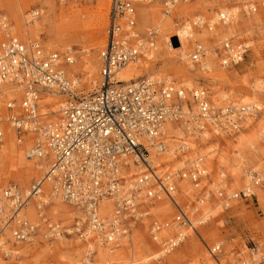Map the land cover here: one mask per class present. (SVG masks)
Returning a JSON list of instances; mask_svg holds the SVG:
<instances>
[{
    "label": "built area",
    "instance_id": "built-area-1",
    "mask_svg": "<svg viewBox=\"0 0 264 264\" xmlns=\"http://www.w3.org/2000/svg\"><path fill=\"white\" fill-rule=\"evenodd\" d=\"M144 1L109 0L106 40L98 52L99 77L90 93H84L79 88L80 79L67 74L62 66L73 63L71 53L61 56L55 51H45L37 41L21 40L12 33L7 18L0 16V84L16 85L20 89L17 106L15 99H9L6 102L7 117L3 119L0 115V143L4 134L2 124L5 123L17 142L22 143L24 136L30 135L29 158L47 160L42 177L30 184L27 193L11 185L1 191L0 237L10 230L16 242L31 239L38 225L27 219L25 207L30 199L37 198V216L45 220L41 213L45 202L40 199L45 181L61 200L87 214L85 221L77 218L74 233L84 238L85 231L90 230L103 244H113L120 238L116 237L118 234L129 236L132 224L148 220V235L163 257L181 245L190 232L198 235V228L207 221L196 203L178 201V186L173 177L187 176L197 188L208 174L198 162L187 160L188 166L173 169H182L174 175L168 170L170 165L162 163L161 169L164 167L165 170H160L159 175L157 165L149 164L150 150L159 154L166 152L164 131L169 130L172 136L168 139L173 138L176 146L174 155L169 153V156L176 159L187 152L188 137L193 136V142L198 143L207 135H232L240 130L246 118L260 109L254 105L235 107L226 100L217 107L206 88L186 91L168 77L118 80L122 68L147 57L155 48L156 32L153 29L147 30L143 38L135 29V9ZM182 1L187 0H164V15ZM242 10L245 15L253 14L257 10V1L244 0ZM230 14L233 13L219 12L214 18L216 23L207 22V29L211 31L218 24L231 23L234 17ZM37 15V11L31 13L32 17ZM192 25L199 27V20L193 21ZM219 44L221 55L217 48H206L195 42L189 61L205 72L209 69L211 56L219 58L221 67H228L242 61L247 51L245 42L233 43L223 38ZM43 91L62 96L57 122L43 120L39 113ZM261 92L264 93V80ZM261 138L264 143V133ZM131 167L139 173L128 186L126 175L132 171ZM243 172L248 177V184L243 189L229 193L223 187L217 189L223 204L255 195L253 189L261 183L262 177L250 167ZM161 200L169 204V210L173 211L171 217L162 213L150 214L149 208ZM102 203L114 207V218L98 215L97 209ZM66 230L60 224L48 223L44 236H59ZM115 231L119 232L109 242L110 233ZM164 231L168 233L162 236ZM219 248L220 244H216L208 251L214 257ZM1 251L8 254L4 249ZM215 261L221 264L217 259ZM233 264H247V261L237 259Z\"/></svg>",
    "mask_w": 264,
    "mask_h": 264
},
{
    "label": "rangeland",
    "instance_id": "rangeland-1",
    "mask_svg": "<svg viewBox=\"0 0 264 264\" xmlns=\"http://www.w3.org/2000/svg\"><path fill=\"white\" fill-rule=\"evenodd\" d=\"M13 0H0V16H5L8 20V23L10 25V28L12 30V33L18 36L21 40H24L21 32H23V29L25 26L23 24H17V20L15 19V13H18L20 8L13 7L14 4L12 3ZM52 3L45 4L44 2H38L29 4L27 7L22 8L24 11V15L29 14L31 17V13L34 11L38 12V15L36 16V19L40 21L43 16L47 15V12L49 10L50 5H53V12L50 15V18L52 19L50 24L45 26V30H42L41 32H38L37 37H30L32 41H37L41 44L43 49H46V44L50 42H57L58 45L57 50H48V51H55L59 53L61 56L67 53V48H71V54L73 55V63L77 64L79 62V59L82 57H88V58H95V65L97 69V79L99 76V62H98V52L102 45H100L102 41V33L100 31H97L93 29L91 25L87 26L85 22L87 21V18L90 17V13L95 10V7L97 6L98 2L100 0H51ZM109 5V0H106ZM163 1L164 0H146L142 2L141 4H138L136 6L135 11V29L137 30V33L141 38H143L147 30H152L153 26L152 24H149L147 29L141 30L138 24V13H139V7L142 4H145L147 6L154 5L159 8V16H162L163 14ZM196 0H187L186 2H179L176 3L175 6H178L182 3H193ZM257 1V10L253 14L245 15L242 10V4L244 0H230L227 3H221L219 0H211L210 3L212 5H215V9L208 8L205 12L199 11L193 13L191 17L182 19L180 21H176L180 26H184L186 24H190L194 29H198V27H195L192 25L193 21H195L198 17H200L201 23H203V28L205 31H209L207 29V22L210 21V18L214 17V15L218 14L220 12L219 7L221 5H225L228 8L237 7L238 13L241 17H249L254 14H260L264 16V7H263V1L264 0H256ZM73 4L74 9L78 13L79 20L81 21L79 23V27H74L73 32L74 34L70 35L68 32L72 31L71 27L67 28V26L60 21V17L63 15L61 13V10H65V8L69 5ZM174 6V7H175ZM174 7L172 10L167 14V16H170ZM64 8V9H62ZM44 13H42V11ZM233 10V9H231ZM109 14V11H108ZM23 15V16H24ZM164 15V14H163ZM21 17V15H20ZM89 22V21H87ZM33 23H30V26ZM108 25V16H107V24L104 27L103 30V36H105L106 40V28ZM217 27V26H216ZM215 27V28H216ZM215 28H213L209 32H215ZM176 27H173L172 29H167L158 36V33L156 32L155 35V45H160L163 50L166 49V52H169L170 49L167 47L165 43V39L170 40L174 48L179 47L178 39L176 35H174L177 31ZM244 30V29H243ZM195 32V31H194ZM232 35H229L227 37H231ZM226 35H220L216 36L213 39L210 40H199L197 38H194V41L191 42L190 48L188 49V54L191 52L193 45L195 42L201 43L206 48H217L218 53L221 55L222 51L220 49L219 41L223 38H225ZM233 42H245L247 44V51L244 54V57L242 61H240L238 64L234 66H228V67H221L219 65V58L214 55L211 56L208 61L211 64V59H214L217 65L220 66L221 69L226 71L229 74H233L231 77L230 82L229 81H217L214 83L215 88L211 89L208 86H200L207 89L208 94L210 96V99L213 101L215 106H221L223 102L226 100L231 101L234 105L238 102L245 99L246 93L241 92L237 90V84L239 83L240 79L247 77V76H254L259 73L262 75L259 77L261 79V84L264 80V70H260L264 66V26L257 27L250 29L248 31H238L233 33ZM2 38V32L0 29V39ZM47 51V50H45ZM187 54V55H188ZM147 57L141 58L146 59ZM63 60V58H61ZM139 59V60H141ZM189 61V59H188ZM189 63H191L189 61ZM192 64V63H191ZM159 64L155 65V70L159 69ZM193 67L195 68L192 72H202L199 71L197 66L193 64ZM211 65L209 66V68ZM209 70V69H208ZM207 70V71H208ZM185 74V77H175V75L169 71L164 70L161 75H152L148 77V75H144L141 78L138 79H144V78H152V79H161L164 77H168L169 79L173 80L178 85L182 86L186 89V91L191 89H197L200 87L197 86H190L187 87L185 85H182L183 80H188V78L192 77V74ZM79 79L81 77H78ZM258 78V79H259ZM137 79V80H138ZM257 79V80H258ZM254 80L256 79H249L248 84L251 85L254 83ZM199 82H203L202 80ZM260 84V89H261ZM79 88H82L84 90V93H86V84L84 80L80 79V85ZM233 90V91H232ZM261 91V90H260ZM92 92V91H91ZM90 93V92H89ZM261 94H264L260 92ZM188 96V95H187ZM217 98V101H215V97ZM9 99H4L0 97V115L4 119L7 117V109H6V102ZM20 100L19 97L15 98V105L17 106L18 102ZM18 113V112H17ZM39 113H41V109L39 108ZM249 124L248 128L245 127V123ZM264 123V103L261 104L260 110L252 115L251 117H248L245 119L244 123L242 124V127L237 133H234L232 135H228L226 133H220L218 136L212 137L216 145L218 144V149L215 152L216 156L214 160H212L213 163V170L209 171L208 168V175L206 179H204L205 183L195 188L193 186V194H197V196L206 195L207 200L205 201V206H203V211L208 212L209 219L201 225L197 232L198 235H195L192 233L191 236H189L181 245H179L177 248H175L170 253L164 255L163 257H160L159 259H152L147 264H216L215 259H217L221 264H233L237 259H243L247 261V264H264V167H259L255 161H253L250 157L253 155H256L260 151V147H264V143L262 142V134L258 136V142L259 145H255L254 149H250L248 151V155L240 154L237 159L239 161V171L241 173V176L246 178L248 183V177L243 172L244 169L247 167H250L256 171H258L259 175L262 177L261 183L256 186L262 189V198H259L255 192L256 187L254 190V196L249 197L247 199H236V200H230L224 202V204H228L227 208L224 206L221 198L217 195V189L220 187H223L224 191L226 193H229L231 191H238L242 189L243 186L240 188H234L230 185V182H227L225 178H222L223 181L217 179L218 176L220 177V168L223 170L225 166L215 164L216 161H219L220 154L223 153L224 150V142L225 140L229 141V146L234 147L235 146V139H237L241 134H246L251 129L260 127V124ZM2 127H4L5 134L3 141L0 143V150H3L7 144H10L11 142L14 144V133L8 126L3 123ZM6 127V128H5ZM260 131L264 130V126L259 128ZM30 135H25L23 142H22V150L23 153H26L27 149L30 147L31 141L29 140ZM211 141V142H212ZM205 140H201L198 142V148L195 149V153H199L203 151V149L207 148V145H204ZM27 144V145H26ZM228 147V146H227ZM257 149V151H256ZM257 152V153H256ZM27 155V154H26ZM243 157V158H242ZM26 160L34 161L36 158H25ZM174 163L176 160H186L187 157H169ZM14 157H11L10 153H8L6 156L0 157V192L6 187L10 185H15L17 189L24 193L26 189H29L30 184L40 176H42L44 170L46 169V166L39 169L37 172V175H34L33 177H30L27 181L26 188H21L19 183L16 182V176H17V170L14 168ZM209 167V165H208ZM212 167V166H211ZM212 169V168H211ZM224 171L227 173V170L224 169ZM224 171L222 173H224ZM228 174V173H227ZM194 196V195H193ZM194 198V197H193ZM60 199V198H59ZM61 200V199H60ZM191 200H194L190 198L187 202H190ZM40 201V200H39ZM43 201V200H41ZM64 204L68 206V203L61 200ZM38 201L34 203L33 209L35 212L34 221L35 224H40V226L37 227L35 234L31 237L30 240L24 241V242H16L12 237L10 242H5L4 247L2 248L8 253L0 251V264H64L60 260V256L66 254L67 252H76V250L79 249V246L76 244L78 240H81L82 238L78 237L76 233H74L73 225L77 221V218L71 219L70 223L68 224L66 220L63 219H53L50 214V206L52 203L45 202V205L41 207V213L43 214V217L45 220H41L40 217L37 216V207ZM40 205V203H39ZM231 205H234V208L231 207ZM73 207V206H72ZM170 211V210H169ZM218 212L217 216L211 217L214 213ZM173 211H170L169 214H167V217H171ZM33 221V222H34ZM46 222V223H45ZM48 223H59L60 227L63 229H67L65 233H61L59 236L49 237L44 236L47 232V225ZM146 229V228H145ZM69 232V233H68ZM147 238L149 239L148 234L146 233ZM60 237V238H59ZM130 237L128 236V240L126 243V246L130 248ZM83 240V239H82ZM150 240V239H149ZM80 243V242H78ZM220 244V250L215 253V256L213 257L209 251L208 248H212L214 245ZM126 246L122 247L119 245V247L116 249L117 252L123 251L125 254V251L127 250ZM57 247L58 250L53 254L50 252L51 248ZM115 251V252H116ZM86 254V251H83V255ZM135 259L134 261H140L142 260L141 256L134 255ZM254 261H251V260ZM127 260V259H126ZM125 258H123L118 264H125L126 261Z\"/></svg>",
    "mask_w": 264,
    "mask_h": 264
},
{
    "label": "bare ground",
    "instance_id": "bare-ground-1",
    "mask_svg": "<svg viewBox=\"0 0 264 264\" xmlns=\"http://www.w3.org/2000/svg\"><path fill=\"white\" fill-rule=\"evenodd\" d=\"M211 0H196L193 3H182L178 6H175L171 15H163L159 16V8L151 5L147 6L145 4H142L139 7V13H138V24L141 30L147 29L149 24H152L153 30L158 33V36L167 29H172L173 27L177 28V32L174 34L178 37V43L179 47L174 48L172 43L169 39H165V43L167 47L170 49L169 52H166V49L163 50V48L160 45H155V48L150 51V53L147 55L146 59L138 60L135 63H131L126 65L124 68H122L118 73V80L120 81H134L138 78L143 77L144 75H148V77L152 75H161V73L164 70L171 71L175 77H185V74H190V71H193L195 68L191 63L188 61V49L190 48V44L192 41H194V38H197L199 40H210L213 39L216 36L220 35H226V39H230L231 42H233V33L235 32H242V31H248L253 28L262 27L264 26V16L254 14L249 17H241L238 13L237 7L228 8L225 5H221L219 7L220 13H226L229 14L232 12V15L234 18L231 21V23H228L226 25L218 24L217 27L214 26L215 32H209L205 31L203 28V23L200 21V17L197 19L199 20V30L194 29L192 26L188 23L184 26L178 27V23L176 21H180L182 19L191 17L193 13L199 12V11H206L208 8L215 9V5H212L210 3ZM221 3H227L230 0H219ZM38 2H44L45 4L52 3L51 0H13L12 3L14 4L13 7L20 8L18 10V13H15V19L17 20V24H23L25 28L23 29V32H21V35L24 39V41L30 42L32 41L30 37H37L38 32H41L42 30H45V26L49 25L51 22L50 15L53 12V5L49 7V10L47 12V15L43 16L40 21L36 19V17H30L29 14H26V16L23 14L24 11L22 8L27 7L29 4L38 3ZM186 2V1H183ZM179 3V2H178ZM263 7H264V1H263ZM64 9V8H62ZM233 9V10H231ZM42 11V10H41ZM109 11V5L106 0H100L95 7V10L90 13V17L87 18V21L85 24L87 26L91 25L92 28L100 31L102 33V41L100 45H104L105 43V36H103V30L105 25L107 24V16ZM171 11V10H170ZM44 13V11H42ZM61 13L63 14L60 17V21H62L67 28L71 27V30L74 29V27H79V23L81 22L78 17V13L74 9V5L71 4L65 8V10H61ZM21 15V17H20ZM24 15V16H23ZM214 18H217V15L215 14L214 17L210 18V22L212 24L216 23L214 21ZM196 19V20H197ZM176 20V21H175ZM30 23L31 24L30 26ZM244 29V30H243ZM70 35L74 34L75 32L69 31ZM229 35H232L231 37H227ZM190 36V37H188ZM154 42L155 39H154ZM57 42H50L46 44L45 50H57L58 45ZM234 43V42H233ZM237 43V42H236ZM72 49L67 48V53H71ZM188 54V55H187ZM95 58L94 57H82L79 59V62L77 64H62L64 70L67 72V74L73 76V77H81V80H84L87 88L86 93L91 92L94 90V88L97 85V69L95 65ZM61 63H63L61 61ZM159 64V69L155 70V65ZM209 65L211 67L208 71L205 72H192V77L188 78V80H183L181 83L182 85H185L187 87L190 86H208L211 89L215 88L214 83L217 81H229L231 80V77L233 74H229L223 69L220 68L219 65L215 62L214 59H211V64L209 62ZM264 70V66L260 69ZM262 73V72H261ZM259 73L257 75H254L252 77L247 76L242 79H240L239 83L236 85L237 90L241 92L246 93V98L242 101L238 102L234 106L237 107L238 105H249V106H255L260 109V106L262 103H264V94H261L260 92V86L261 79L259 78L262 74ZM99 77V76H98ZM167 78V77H164ZM256 79L254 80V83L251 85L248 84L249 79ZM259 78V79H258ZM152 79V78H151ZM162 79V78H161ZM169 79V78H167ZM258 79V80H257ZM170 81H173L169 79ZM203 81L202 83L199 81ZM231 83V82H230ZM177 84V83H176ZM178 85V84H177ZM233 91V90H232ZM20 95V89L16 85L11 84H0V97L6 98V99H15L19 97ZM215 101H217L216 96L214 97ZM62 96L54 93V92H48L43 91L41 92L40 99H39V108L41 109L40 115L42 116L43 120H48L51 122H57L58 120V108L61 103ZM229 103L231 101L227 100ZM264 123L260 124V127H263ZM249 127V124L247 122L245 123V129ZM253 128L250 131H248L246 134H241L237 139H235V146L230 147L229 141L225 140L224 142V148L226 150L223 151L222 154H220L219 161H216L215 164H219L220 166H225L224 169L227 170V173L220 168V177L218 176L217 179L223 181L222 178H225L227 182H230V185L234 188H240L242 189L248 184L246 178L241 176V173L239 171V161L238 157L241 156L240 154L247 155L248 151L252 148L254 149L255 145H259L258 142V136L259 134H263L264 130L260 131L259 128ZM6 128V127H5ZM9 128V127H8ZM4 134L6 133L5 130H3ZM13 132V131H12ZM165 135L167 137L166 140H164V152L163 154H159V152L155 150H150L149 154V164L152 166L157 165V173L160 175L161 171H164V167L162 163L167 162L170 165V169H168L171 172V175H174L177 173V171L182 170H173L181 167H187V160H192V162H198L200 168L208 174V168L209 171L213 170V163L212 160H214L216 154L215 152L218 149V144L213 140L212 137L215 135H207V137L204 139L205 143L204 145H207V148L203 149L202 152L195 153V149L198 148L197 142H193V136L188 137L187 139V152L183 154H179V157H187L186 160H176L174 163L171 159H169V153L171 155L173 154V149L176 147L173 138L168 139V137H171V133L168 130H165ZM3 134V138H4ZM15 136V135H14ZM15 139V137H14ZM212 141V142H211ZM22 143L17 142L15 139V143L12 142L10 144H7L3 150H0V157L6 156L8 153H10L11 157H14V169L17 170V176H16V182L19 183L21 188H26L27 181L30 177H33L34 175H37V172L39 169L45 167L47 165V160L45 158L38 159L31 161L26 160L25 158H29L28 151L26 153H23L22 150ZM27 145V144H26ZM228 146V147H227ZM169 149V150H167ZM257 151V149H256ZM258 152V151H257ZM256 152V153H257ZM178 154V153H176ZM178 157V158H179ZM243 158V157H242ZM253 161L257 163L259 167H264V147H260V151L256 154L250 157ZM154 164V165H153ZM209 165V167H208ZM212 166V167H211ZM132 171L129 174L126 175L127 177V183L126 185L131 186L134 182V177L136 174L139 173V171ZM212 168V169H211ZM224 171V173H222ZM121 175H124V172L121 173ZM133 175V176H132ZM40 176L39 178H41ZM178 176L174 180L177 182L178 186V193H176V198L179 202L185 203L190 198L194 199L190 202H187L186 204L196 203L197 207L205 215V218L209 219V214L207 211L202 210L203 206H205V201L207 200L206 197L201 198L198 197L197 194H193V184L191 180L186 177ZM38 179V178H37ZM205 180H201V184L203 185ZM15 186V185H11ZM8 187V186H6ZM16 187V186H15ZM255 194L262 198V189L259 187H256ZM29 189H26L24 193H27ZM42 194L40 199L44 202H50L51 208H50V214L53 219H63L66 220L69 224L71 219L79 217L81 220L85 221L87 218V214H83L80 210L76 209L75 207L68 206L64 204L57 195H55L52 191L51 185L48 181H45L42 185ZM254 193V190H253ZM194 195V196H193ZM194 197V198H193ZM0 199H1V192H0ZM37 200V198H32L29 200L27 206L25 207V215L27 219L35 223L34 217L35 212L33 209L34 201ZM35 201V202H36ZM230 201V200H229ZM105 204V205H104ZM102 203L100 205V209H97V213L100 217L107 216L108 218H114L116 215L115 209L112 205L109 206V204L106 205V203ZM104 206V207H101ZM226 208L229 205H224ZM232 208H234V205H231ZM150 214L152 212H155L156 214L166 215L170 212L169 211V204L164 201H158L156 202L152 207L149 208ZM218 212L211 215V217L217 216ZM145 220V219H144ZM34 221V222H33ZM148 221V220H147ZM147 221H141L138 225H131V234L129 235V239L131 241L130 248L126 246L128 236L125 234H118L116 237H120L115 242H112L113 244H103L101 241L96 240L95 233H92L90 230L85 231V237L81 240L77 241V245L79 246V249L76 250V252H67L64 255L60 256V260L64 262V264H118L123 258H125L126 262L125 264H147L150 260L157 259L160 257V252L157 244L154 243V241L149 237L147 238L146 233L147 231ZM206 223V222H205ZM59 224V223H56ZM40 226V224H37ZM146 228V229H145ZM119 231H115L113 234L110 233V241H113L115 234H117ZM168 232L164 231L162 236H165ZM192 233H189V236H191ZM149 236V235H148ZM188 236V237H189ZM11 231L6 230L3 235L0 237V245H4L5 242L11 241ZM155 238H157V234L154 235ZM60 238V237H59ZM80 242V243H78ZM120 246L124 247L126 246L127 250L125 251V254L123 251L117 252L116 249ZM5 249V247L3 246ZM2 247H0V251L3 250ZM58 250L57 247L51 248L50 252L55 253ZM86 251V254L83 255V251ZM116 251V252H115ZM141 256L142 260L140 261H134L135 256L134 255Z\"/></svg>",
    "mask_w": 264,
    "mask_h": 264
}]
</instances>
